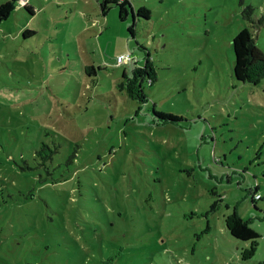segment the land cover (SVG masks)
Returning a JSON list of instances; mask_svg holds the SVG:
<instances>
[{
  "label": "rangeland",
  "instance_id": "374dc122",
  "mask_svg": "<svg viewBox=\"0 0 264 264\" xmlns=\"http://www.w3.org/2000/svg\"><path fill=\"white\" fill-rule=\"evenodd\" d=\"M103 1L0 22V264H263L264 78L234 80L232 38L264 54V0H129L133 35ZM126 54L154 71L143 103Z\"/></svg>",
  "mask_w": 264,
  "mask_h": 264
},
{
  "label": "trees",
  "instance_id": "16d2710c",
  "mask_svg": "<svg viewBox=\"0 0 264 264\" xmlns=\"http://www.w3.org/2000/svg\"><path fill=\"white\" fill-rule=\"evenodd\" d=\"M19 0H6L0 4V22L5 20L13 11L14 4ZM113 5L118 10V18L124 21L128 15H131L132 23L128 26L127 31L133 35V23L138 18L147 19L149 10L140 7L133 10L129 0H104L100 3L101 13L104 15L108 9V5ZM27 10L29 8L25 6ZM252 8L247 7L242 12V18L249 24L252 23ZM264 18L257 21V25L263 24ZM233 64L232 76L235 81L256 84L260 79L264 78V54L259 50L253 41V33L248 27L241 28L232 38ZM137 60L133 59L130 77L124 72L122 87L126 94L141 103L146 101L143 89L144 82L151 85L155 81L154 71L150 64L148 55L145 57L142 65H136ZM92 70L91 66H87L85 70ZM154 115L161 121H178V117L172 114H163L154 112ZM258 185L254 186L253 192H257ZM253 202V201H252ZM226 230L230 236L241 241H253L259 237L258 233L249 226V222H243L239 218L233 217L226 224ZM253 250V249H252Z\"/></svg>",
  "mask_w": 264,
  "mask_h": 264
},
{
  "label": "built area",
  "instance_id": "2783aa9c",
  "mask_svg": "<svg viewBox=\"0 0 264 264\" xmlns=\"http://www.w3.org/2000/svg\"><path fill=\"white\" fill-rule=\"evenodd\" d=\"M25 1V0H22ZM117 62H123V61H133V58H131L130 55L126 54V55H118L116 58Z\"/></svg>",
  "mask_w": 264,
  "mask_h": 264
},
{
  "label": "crops",
  "instance_id": "0c3cea01",
  "mask_svg": "<svg viewBox=\"0 0 264 264\" xmlns=\"http://www.w3.org/2000/svg\"><path fill=\"white\" fill-rule=\"evenodd\" d=\"M263 262V261H262ZM263 264H264V262H263Z\"/></svg>",
  "mask_w": 264,
  "mask_h": 264
}]
</instances>
